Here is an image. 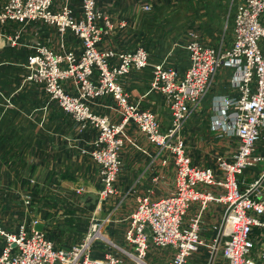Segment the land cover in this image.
I'll return each mask as SVG.
<instances>
[{
  "label": "built area",
  "instance_id": "built-area-1",
  "mask_svg": "<svg viewBox=\"0 0 264 264\" xmlns=\"http://www.w3.org/2000/svg\"><path fill=\"white\" fill-rule=\"evenodd\" d=\"M144 10L148 7L144 6ZM264 0H243L233 17V42L229 49L203 45L194 31L187 33L182 46L188 66L184 73L164 63L150 65L149 53L138 47L133 51L100 50L104 37L114 31L110 18L97 8V0H81L75 14L69 0L54 8V0H6L0 8V24L21 26L39 22L70 31L80 41L76 53L61 42L59 50L45 46L30 47L24 69V82L40 85L48 100L70 115L79 130H97L88 153L98 166L101 189L99 204L116 195L114 183L121 168L125 145L140 149L129 137L126 127L134 125L161 156V164L173 168V182L164 197L154 199L153 190L136 199L127 218L124 241L119 247L95 235L110 223L107 217L91 223L84 238L67 250L56 248L43 232L20 225L15 233L0 229L4 247L0 264H121L112 253L91 257L96 242L109 243L129 264H150L151 250H171L167 264H187L201 250L204 264H264V154L257 152L264 143ZM120 28L125 25L121 22ZM151 68L148 93H159L167 103L171 122L162 128L150 110L131 102L121 79L131 70ZM219 67L232 71L230 86L236 96L220 97L214 106L211 129L236 141L233 153L216 155L212 167H199L188 156L183 125L207 95ZM109 96L110 107L120 119L112 123L93 111L95 100ZM11 107L10 101L5 102ZM109 108V107H107ZM261 169L248 182L243 176L249 168ZM191 205H197L188 220ZM209 205H220L223 214L217 233L203 236L202 215Z\"/></svg>",
  "mask_w": 264,
  "mask_h": 264
},
{
  "label": "crops",
  "instance_id": "crops-1",
  "mask_svg": "<svg viewBox=\"0 0 264 264\" xmlns=\"http://www.w3.org/2000/svg\"><path fill=\"white\" fill-rule=\"evenodd\" d=\"M5 1L0 0V8ZM242 1L97 0L98 10L115 25L114 31L104 37L99 49L122 52L142 47L149 53L151 66L164 63L178 73H184L188 61L182 46L188 41L187 33L194 31L207 47L229 49L233 42L235 9ZM61 3L63 0H54V8ZM80 4L81 0H69L75 14L80 12ZM144 6L148 9L144 10ZM261 20L264 21V15ZM121 22L125 25L122 28L118 26ZM61 42L76 53L80 51V41L70 31L62 36L55 27L39 22L25 26L14 22L0 24V229H6L1 219L8 215L20 219L15 232L20 225L31 229L36 222L43 226L41 232L44 233L47 227L39 218L41 215L34 209L35 206L45 209L56 194L94 193L98 196L101 189L98 166L88 154L97 130L88 127L80 131L70 115L48 100L40 85L23 81L26 76L24 65L31 54L30 47L45 46L59 50ZM151 76L150 67L131 70L121 79V85L131 102H138L143 110L155 113L162 128H166L171 122L168 103L159 93H148ZM231 77L232 71L228 67L218 68L207 95L190 114L182 129L187 153L192 150L187 145L188 140L199 139L198 142H202L208 154L210 150L214 151L212 166L216 155L228 156L236 147L234 139L211 129L217 99L236 96L230 86ZM7 99L11 107L6 106ZM113 105L112 99L105 96L96 99L92 108L97 115L105 116L116 124L120 119L110 108ZM126 130L140 149L128 144L123 148L121 168L114 183L116 195L107 200H117L118 203L109 207L107 217L110 223L103 228L110 241L129 249L124 241V232L126 220L136 206V199L146 195L148 190H153L154 199L164 197L167 193L165 189H170L166 186H172L174 173L172 164L165 167L161 164L158 150L147 142L134 125L128 124ZM261 134L264 135V124ZM257 152L264 154V143H258ZM190 159L196 166L212 167L197 165ZM252 169H247L243 174L249 181L261 167ZM127 205L130 207L125 210ZM196 207L191 205L185 220L193 215ZM222 214L220 205H209L206 209L202 215L205 238H212L217 233ZM59 245L54 244L56 248ZM3 246V236L0 235V254ZM106 253L118 257L121 264H129L121 253L105 243L93 244L92 258L100 259ZM171 255V250L153 249L146 260L150 264H167ZM205 259L206 252L201 250L190 257L187 264H204Z\"/></svg>",
  "mask_w": 264,
  "mask_h": 264
},
{
  "label": "rangeland",
  "instance_id": "rangeland-1",
  "mask_svg": "<svg viewBox=\"0 0 264 264\" xmlns=\"http://www.w3.org/2000/svg\"><path fill=\"white\" fill-rule=\"evenodd\" d=\"M188 141L187 145L192 148L190 153H188L193 161L200 166H212L214 151L210 150L208 154L204 146L201 145L202 142H198L199 139L193 138ZM240 178H244L245 181L248 182L245 175ZM166 188L169 189L170 186H166ZM165 191L167 192L168 190L165 189ZM117 203V200H111L99 204L98 196L94 193L85 195L71 194L67 196L56 194L53 195L45 209L40 208L38 205L35 206L34 209L40 213L41 217L39 218L46 224L47 228L44 232L45 235L53 241L55 245L60 243L58 246L60 249L67 250L71 245L78 243L83 236L86 235L89 225L92 222L98 223L105 220L109 215V207L115 206ZM128 207L130 206L127 205L125 210H128ZM104 210L106 211L104 212ZM19 220L20 219L4 215L1 221L6 229H2L4 232L14 231L18 227ZM1 227L2 226H0V228ZM101 230L102 234H105L107 237L104 228ZM12 233H15V231ZM110 242L113 243L112 241ZM105 244L107 247L115 250L109 243Z\"/></svg>",
  "mask_w": 264,
  "mask_h": 264
},
{
  "label": "water",
  "instance_id": "water-1",
  "mask_svg": "<svg viewBox=\"0 0 264 264\" xmlns=\"http://www.w3.org/2000/svg\"><path fill=\"white\" fill-rule=\"evenodd\" d=\"M43 229V226L41 224H37L34 226V230L37 232H41Z\"/></svg>",
  "mask_w": 264,
  "mask_h": 264
},
{
  "label": "bare ground",
  "instance_id": "bare-ground-1",
  "mask_svg": "<svg viewBox=\"0 0 264 264\" xmlns=\"http://www.w3.org/2000/svg\"><path fill=\"white\" fill-rule=\"evenodd\" d=\"M104 235H102V232L101 231H99L96 235H95V237H101V238H104V240H106L107 241V239L105 238V237H103Z\"/></svg>",
  "mask_w": 264,
  "mask_h": 264
},
{
  "label": "trees",
  "instance_id": "trees-1",
  "mask_svg": "<svg viewBox=\"0 0 264 264\" xmlns=\"http://www.w3.org/2000/svg\"><path fill=\"white\" fill-rule=\"evenodd\" d=\"M47 239L50 240L48 237H47ZM3 240H4V238H3ZM4 244H5V242H4ZM3 247H4V246H3ZM1 251H2V250H1Z\"/></svg>",
  "mask_w": 264,
  "mask_h": 264
}]
</instances>
